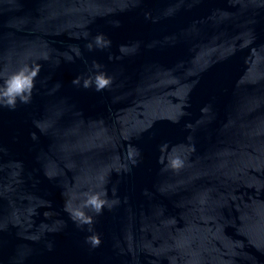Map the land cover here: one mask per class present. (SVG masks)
<instances>
[{"label": "water", "instance_id": "1", "mask_svg": "<svg viewBox=\"0 0 264 264\" xmlns=\"http://www.w3.org/2000/svg\"><path fill=\"white\" fill-rule=\"evenodd\" d=\"M25 65L0 264H264V0H0V84ZM105 190L77 227L66 204Z\"/></svg>", "mask_w": 264, "mask_h": 264}, {"label": "clouds", "instance_id": "2", "mask_svg": "<svg viewBox=\"0 0 264 264\" xmlns=\"http://www.w3.org/2000/svg\"><path fill=\"white\" fill-rule=\"evenodd\" d=\"M95 45L100 48H105L110 45V41L106 40L103 35H97L95 37ZM87 47L91 50L93 44L89 43ZM71 59V57H69ZM95 68L99 69L100 65L95 64ZM39 68H30L25 65L17 72L4 78L3 84H0V107L15 110L18 102L20 104L30 103L32 98L33 88L35 86V77L38 75ZM74 84L79 85L80 79L76 78L73 80ZM95 84L96 91H102L112 83V78L107 76L103 72H98L94 79H86L83 83L84 88H89L92 84ZM134 150H130V155ZM135 162V161H133ZM170 166L179 169L183 166V161L177 157L170 160ZM83 199L79 204L73 206L71 203H67L65 211L70 215L72 221L77 227L83 228L85 225L88 226V230L91 231L92 225L94 224V216L101 215L103 210L107 206L109 209L112 207V202L107 199V191H95L83 193ZM87 242L92 247H98L101 243L100 237L93 234L87 237Z\"/></svg>", "mask_w": 264, "mask_h": 264}]
</instances>
